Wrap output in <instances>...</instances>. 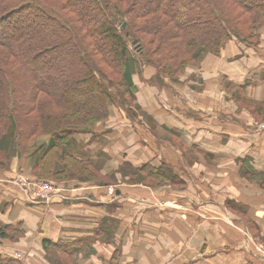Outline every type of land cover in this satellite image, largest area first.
Returning <instances> with one entry per match:
<instances>
[{
    "label": "crops",
    "instance_id": "crops-1",
    "mask_svg": "<svg viewBox=\"0 0 264 264\" xmlns=\"http://www.w3.org/2000/svg\"><path fill=\"white\" fill-rule=\"evenodd\" d=\"M260 35L255 46L234 38L214 66L209 55L198 88L184 77L164 86L134 78L145 119L109 117L68 147L97 180H42L32 157L15 159L0 177V264H262ZM147 166L171 170L177 184L132 182ZM18 177L54 192L40 199Z\"/></svg>",
    "mask_w": 264,
    "mask_h": 264
},
{
    "label": "trees",
    "instance_id": "trees-1",
    "mask_svg": "<svg viewBox=\"0 0 264 264\" xmlns=\"http://www.w3.org/2000/svg\"><path fill=\"white\" fill-rule=\"evenodd\" d=\"M262 29L264 0H0V171L32 157L42 180H97L68 147L110 117L107 83L134 104L136 75L179 84L232 38L255 46ZM138 177L178 180L163 167Z\"/></svg>",
    "mask_w": 264,
    "mask_h": 264
},
{
    "label": "rangeland",
    "instance_id": "rangeland-1",
    "mask_svg": "<svg viewBox=\"0 0 264 264\" xmlns=\"http://www.w3.org/2000/svg\"><path fill=\"white\" fill-rule=\"evenodd\" d=\"M123 27H124V25H123ZM262 31H263V29H262ZM263 33V32H262ZM260 34H261V32H260ZM260 36L261 35H259V38H260ZM249 38V37H248ZM234 38H232L231 39V41L233 40ZM236 39V38H235ZM258 39V38H257ZM257 39H249V42L250 43H256V40ZM238 40V39H237ZM259 43V42H258ZM228 44V43H227ZM226 44V45H227ZM225 45V46H226ZM225 46H224V48H225ZM223 48V49H224ZM221 53H222V51H221ZM221 53L219 54V55H210V56H215V57H213L212 58V61H211V64H209V66H214L215 65V63H217V58L218 57H220L221 56ZM206 62H207V60H205L201 65H200V68L199 67H188L187 69H185V71L183 72V74L182 75H184V74H187V75H185V76H179V79H183V77H184V79H186L187 80V82H189V81H192L193 82V86H195L196 88H198L197 86H196V84H200V85H206V80H205V76H203V73H202V71L201 70H203V68H204V66H205V64H206ZM146 69V68H145ZM145 69H143V70H145ZM198 69V70H197ZM205 69V68H204ZM149 70V69H148ZM195 71H197L198 73H196V74H194V72ZM204 72V71H203ZM112 72L111 71H108L107 72V74H111ZM148 74H149V72H148ZM139 77V80L141 81V82H144L143 81V78L141 77V75L140 74H138V75H136L134 78L136 79V81L138 82V83H140L139 82V80L137 79L138 77ZM112 77H113V75H112ZM144 78H145V76H143ZM181 77V78H180ZM113 78H115V77H113ZM146 79H148V76H147V78ZM145 80V79H144ZM185 80V81H186ZM114 82H115V84H114V86L115 87H112L111 86V84L110 83H107V85H108V89H109V91L112 93V95H113V97H114V101L112 102V103H110V123L111 124H115L116 122H121V120L123 121V120H125V121H128V122H134V121H136V120H138V121H140L141 119H145L144 118V112L142 111V107H141V109H140V107L138 106V102H139V99H138V95H137V93H136V100H135V103L133 104V103H130V101H131V96H127V94H125V93H123V91H124V88H122V86H120L121 84H117L116 85V80L114 79L113 80ZM184 81V82H185ZM171 82V81H170ZM155 84L156 85H159V83L157 82V81H155ZM164 86V85H163ZM128 122H125L126 124H130V123H128ZM264 125V124H263ZM263 125H261V126H263ZM262 129V128H261ZM14 161L15 160H13V162H12V164H11V167H10V170L12 169V165H13V163H14ZM5 162V157H0V164H2V163H4ZM8 175V172H4V171H0V177H5V176H7ZM17 181L18 180H25V181H30V180H27V179H25V178H23V177H18L17 179H16ZM105 180L107 181V184L109 185L111 182H113V181H111L110 180V178H105ZM133 180H135V181H133ZM132 180V182H137V183H139V184H143V185H148V186H150V187H153V182H150V180L149 179H146V178H141V177H138V178H136V179H133ZM164 185H166V184H164ZM114 187V186H113ZM117 189H119V187L117 188ZM114 190H116V189H112L111 190V196H114L115 195V191ZM162 206H164V203L163 204H158L157 205V207H162ZM264 247V246H263ZM258 251L261 253V254H264V248H262V249H258ZM262 264H264V262L262 263Z\"/></svg>",
    "mask_w": 264,
    "mask_h": 264
},
{
    "label": "built area",
    "instance_id": "built-area-1",
    "mask_svg": "<svg viewBox=\"0 0 264 264\" xmlns=\"http://www.w3.org/2000/svg\"><path fill=\"white\" fill-rule=\"evenodd\" d=\"M264 128V125L262 126ZM27 188H31L35 191V196L40 199H48L51 193L54 192V187L48 182H28L25 180H19Z\"/></svg>",
    "mask_w": 264,
    "mask_h": 264
}]
</instances>
